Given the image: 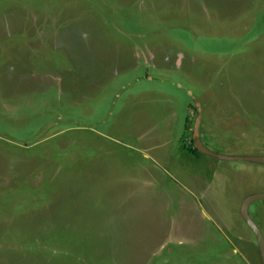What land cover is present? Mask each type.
<instances>
[{"label":"rangeland","instance_id":"rangeland-1","mask_svg":"<svg viewBox=\"0 0 264 264\" xmlns=\"http://www.w3.org/2000/svg\"><path fill=\"white\" fill-rule=\"evenodd\" d=\"M197 137L264 154V0H0V264H262Z\"/></svg>","mask_w":264,"mask_h":264},{"label":"water","instance_id":"water-1","mask_svg":"<svg viewBox=\"0 0 264 264\" xmlns=\"http://www.w3.org/2000/svg\"><path fill=\"white\" fill-rule=\"evenodd\" d=\"M194 146L200 151L205 154H210L216 157H221V158H238V159H246V160H252L256 162H260L264 164V154H241V155H225V154H220L217 152H214L204 146V144L199 140L197 137L194 138ZM257 198H264V191H256V192H251L243 196L239 203V214L242 217V219L245 221V223L248 225V227L252 230L254 233V236L256 238V244L259 252V257L261 260V263L264 264V239L261 234L260 229L258 226L255 224V222L250 218L248 211H247V206L248 204Z\"/></svg>","mask_w":264,"mask_h":264},{"label":"trees","instance_id":"trees-1","mask_svg":"<svg viewBox=\"0 0 264 264\" xmlns=\"http://www.w3.org/2000/svg\"><path fill=\"white\" fill-rule=\"evenodd\" d=\"M195 148H192V150H194Z\"/></svg>","mask_w":264,"mask_h":264}]
</instances>
